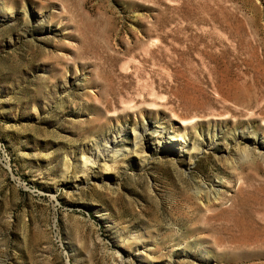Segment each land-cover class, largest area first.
Masks as SVG:
<instances>
[{
	"label": "rangeland",
	"instance_id": "rangeland-1",
	"mask_svg": "<svg viewBox=\"0 0 264 264\" xmlns=\"http://www.w3.org/2000/svg\"><path fill=\"white\" fill-rule=\"evenodd\" d=\"M263 90L264 0H0V264H264Z\"/></svg>",
	"mask_w": 264,
	"mask_h": 264
},
{
	"label": "bare ground",
	"instance_id": "bare-ground-1",
	"mask_svg": "<svg viewBox=\"0 0 264 264\" xmlns=\"http://www.w3.org/2000/svg\"><path fill=\"white\" fill-rule=\"evenodd\" d=\"M258 83V82H257ZM259 85V84H258ZM247 86V85H246ZM252 86V85H251ZM251 86H250V88H251ZM263 86V85H262ZM236 87H237V85H236ZM236 87H234V88H236ZM253 88V87H252ZM256 88V87H255ZM249 89V88H248ZM258 89V88H257ZM264 91V90H263ZM238 92V91H237ZM252 92V91H251ZM234 93V92H233ZM242 93V92H241ZM244 93V92H243ZM260 93V92H259ZM236 94V93H235ZM226 95H228V94H226ZM261 95V94H260ZM225 96V95H224ZM230 96V95H229ZM228 96V98L227 99H230L231 97H229ZM247 96V95H246ZM226 97V96H225ZM234 98V97H233ZM246 98H248V97H246ZM261 98H263V97H261ZM252 99H254V98H252ZM223 100H225V99H223ZM231 100V99H230ZM237 100H238V98H237ZM246 100V99H245ZM248 100V99H247ZM255 100V99H254ZM256 100H260V98L259 97H257V99ZM262 100V99H261ZM226 101V100H225ZM236 101V100H235ZM248 102H249V100H248ZM260 102V101H259ZM227 103V102H226ZM255 104H256V102H254ZM261 103V102H260ZM233 104V103H232ZM235 104V103H234ZM249 104H250V102H249ZM256 106V105H255ZM230 108H232V107H230ZM243 108V107H242ZM246 109H247V111L249 112V111H253V108H252V106H250V105H248V106H246ZM245 109V110H246ZM255 109V108H254ZM227 110H228V107H227ZM258 111L257 112H254L253 113V115H257V114H259V116H262L263 118H264V110L263 109H257ZM230 111H232V110H230ZM229 111V112H230ZM250 112V113H251ZM240 113V112H239ZM242 114H243V111L241 112ZM240 113V114H241ZM249 114V113H248ZM221 115H223V114H218L217 115V117L218 116H221ZM258 116V115H257ZM219 118V117H218ZM247 152H248V150L247 149H244V152L242 153V156H245V155H247ZM262 152V151H261ZM257 153L260 157H262V158H264V155H263V153ZM98 158L96 159V158H94V160L92 159V160H90V159H86L85 160V162H86V164H88V163H93V164H97L99 161H100V159L102 158V160L103 159H106V157L107 156H101V157H99V156H97ZM264 161V160H263ZM95 162V163H94ZM106 165V164H105ZM105 169L106 170H110V168L106 165V167H105ZM206 189H205V194L208 196L207 198H209L210 200H209V202H211V201H220L221 202V205H224V201H225V198H222V197H220V196H218V193H216L215 192V188H216V186L214 185L213 187H205ZM241 189V188H240ZM239 189V190H240ZM242 190V189H241ZM203 191H199L198 193V195H201L202 194V192ZM241 193H243V192H241ZM238 194H240V193H238ZM238 197H240V196H238ZM245 197V196H244ZM253 197V196H252ZM251 197V198H252ZM249 198H250V196H249ZM248 198V199H249ZM251 198H250V200H251ZM214 199V200H213ZM235 201V200H234ZM212 203V205H214L213 204V202H211ZM238 204V207L236 206V207H233V206H230V207H227V208H223V209H221V210H219V211H217L216 213H214V214H212L211 216H210V218L211 219H216V220H220V219H223V221H224V223H223V225H222V227H221V229H222V232L223 233H227V232H229V234L230 235H232L233 237H235L237 240H239V241H241L242 243H244L245 245H252V244H256V243H259V242H264V234H263V236H261V235H258V234H261L260 232H259V230H258V232H256V229H252V227H251V224L253 223H251L250 221H251V219H250V215H248V211H246V208H248L247 206H248V204L250 205V203L248 202V200L246 199H243L241 202H239V203H237ZM211 205V204H210ZM234 205H236V204H234ZM252 208V207H251ZM250 212V211H249ZM252 217V216H251ZM255 219V218H254ZM258 222V221H257ZM251 223V224H250ZM260 223V222H259ZM261 224V223H260ZM256 225V224H255ZM261 225H264V224H261ZM257 227V226H256ZM262 227H264V226H262ZM261 229V228H260ZM262 230H264V228L262 229ZM264 232V231H263ZM239 235H240V237L242 238V239H239Z\"/></svg>",
	"mask_w": 264,
	"mask_h": 264
}]
</instances>
